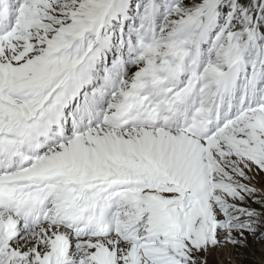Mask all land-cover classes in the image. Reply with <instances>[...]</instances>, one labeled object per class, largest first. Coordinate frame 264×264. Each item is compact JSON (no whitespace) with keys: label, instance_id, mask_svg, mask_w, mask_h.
I'll use <instances>...</instances> for the list:
<instances>
[{"label":"snow or ice","instance_id":"6c2138e0","mask_svg":"<svg viewBox=\"0 0 264 264\" xmlns=\"http://www.w3.org/2000/svg\"><path fill=\"white\" fill-rule=\"evenodd\" d=\"M261 175L264 0H0V264H207Z\"/></svg>","mask_w":264,"mask_h":264},{"label":"rangeland","instance_id":"374dc122","mask_svg":"<svg viewBox=\"0 0 264 264\" xmlns=\"http://www.w3.org/2000/svg\"><path fill=\"white\" fill-rule=\"evenodd\" d=\"M258 186H264V175L256 178ZM259 208L260 206L253 205ZM262 226L255 235H248L242 244H224L222 247L210 249L206 254L207 264H264V239Z\"/></svg>","mask_w":264,"mask_h":264}]
</instances>
